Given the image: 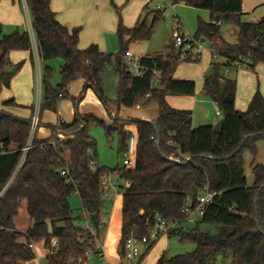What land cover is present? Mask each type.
<instances>
[{
  "label": "trees",
  "instance_id": "obj_1",
  "mask_svg": "<svg viewBox=\"0 0 264 264\" xmlns=\"http://www.w3.org/2000/svg\"><path fill=\"white\" fill-rule=\"evenodd\" d=\"M167 1L209 13L208 22L198 21L195 38L209 42L211 57L217 55L226 60L224 64L211 62L203 75L201 90L224 120L218 134L211 125L192 127L190 110L168 105L167 97L195 95L194 82L173 78L181 62L170 42L164 49V57H139L145 70L141 77L132 76L127 69L123 59L128 50L125 41H149L163 11L144 10L136 24L126 28L121 8L111 2L117 15L118 52L107 54L96 45L79 50L81 28L68 30L59 24L50 9V0H24L41 66L39 117L46 111H56L58 101L68 97L70 85L77 81L83 85L76 97H70L73 117L69 122L38 123L34 133L31 131L33 106L19 105L13 98L0 102V264L30 262L35 255L29 245L42 244L49 250L53 238L58 242L57 251L46 257V264H72L87 253L95 254L100 233L106 228L108 201L101 181L108 175L127 184L118 187L122 195L118 246L121 259L131 234L139 239L148 238L151 231L148 219L159 215L167 222H181L185 217L183 205L190 202L194 206L197 197L207 191L213 198L194 226L167 234L177 237L179 243L193 245L194 250L172 258L162 253L156 264H213L217 255L230 256L231 264H264V167L252 166L250 186L243 169V154L255 156L257 142L264 143V98L257 88L246 110L237 111L236 81L223 73L226 68H236L235 63L243 64L251 72L259 64L264 65V17L255 23L244 21L242 0ZM223 25L235 27V43L221 38ZM13 51L28 52L31 63L34 62L28 33L14 31L0 37V93L9 89L24 63H11L9 54ZM53 59L62 61L60 82L54 87L50 84L52 70L47 65ZM109 67L118 78L113 113L107 106L102 80ZM154 73H158L157 84L151 87ZM88 90L106 110L109 124L79 112V104ZM136 106L146 109L154 106L155 116L149 121L120 117V108ZM9 108L27 109L29 116H14L6 111ZM126 125L135 127L133 167L99 166L91 127L99 126L106 138L116 139L117 158L123 159L131 136ZM41 127L49 135L39 140L37 131ZM29 142L30 149L24 154ZM74 195L80 201L78 210L69 204V198ZM23 200L31 225L20 233L15 230L13 220ZM85 222L94 229L91 238L83 229ZM201 224L219 226L221 232L216 236L200 232ZM156 242L146 246L139 264Z\"/></svg>",
  "mask_w": 264,
  "mask_h": 264
},
{
  "label": "crops",
  "instance_id": "obj_2",
  "mask_svg": "<svg viewBox=\"0 0 264 264\" xmlns=\"http://www.w3.org/2000/svg\"><path fill=\"white\" fill-rule=\"evenodd\" d=\"M111 2L116 3L118 5L125 4V9L122 11L123 25L126 28H132L136 24L140 16L142 15V12L144 10H147V11L157 10L156 6L160 2V0H50V9L55 14L56 21L62 26L66 27L68 30H72L74 28H81V31L79 33L78 46H77L79 50H84L90 45H96L101 52L107 53L106 50L109 45L108 39L110 40L112 35H115V30L117 26V17L115 15V12L113 11ZM14 3H15V0H1L0 1V24L1 26H3V24H8L11 26L19 24L20 9H19V5L14 4ZM22 5H24L26 12L29 13L24 3V0H22ZM151 6H154V7L152 8ZM168 7H173V5L164 6V8L161 11L165 10ZM262 17H264V0H242V18L244 21L255 23ZM236 37H237V31L234 27V32H233L234 42L230 44H233L236 42ZM154 55H157V54L155 53L152 56ZM9 59L11 63L13 64L18 63L20 61L24 63L20 71L12 78L9 89H3V90H6L7 92L11 91L12 87L14 88V86L15 88L19 89L22 83L18 79V77L20 76L22 69H26L27 67H29L28 69H30V74L27 77L28 82L25 86L30 87L31 79H32V72H33L32 68L34 69V65H33L34 62L31 63L29 59V53L13 51L9 54ZM211 62L207 63L204 69L202 70L201 90H202L203 75L207 72ZM214 62L219 63V64L225 63L223 58L217 59ZM186 64L188 63L186 62ZM179 66L180 65H178V67ZM234 69L236 70V76H237L238 73L241 72V71H238L237 69H242V68L236 67ZM256 69L259 72L258 76L261 78V81H262L260 90L258 86L257 88L264 98V68L261 66H258V67L256 66L255 70ZM227 71L228 73H226ZM230 72L231 70L226 68L224 69L223 73L228 78H231L229 76ZM174 76H175V73L173 75L174 80L194 82L195 90H196V81H193L192 79H177ZM249 80L252 83V87H249L246 90L247 96H248L246 99V102L241 101V105H238V96H237L238 92H236L235 109L237 111L242 112L243 110L244 111L246 110L247 105L250 102L255 92L253 89V82L250 76H249ZM82 85L83 84L80 81L73 83L72 85L68 87L67 94L69 95L71 91L74 92V94H79L82 89ZM236 91H237V81H236ZM11 93L13 94L14 92L12 91ZM91 94L92 92L88 90L85 94L84 99L86 100V98L89 97ZM201 94H202V91H201ZM10 98H13L17 104L27 107L26 105L18 103L16 98L13 97V95ZM5 99L7 98L0 99V100L2 101ZM173 100L174 101L180 100L182 102H177L178 106H175V105L170 104V102L168 101V97H167L166 101L171 108L177 109V110H191V109L193 110L191 112H192V127H194L193 120L196 115L195 105L198 103H202L204 105L205 102H201V100L197 99L195 96L194 97H173ZM98 103L100 102L98 101ZM81 104L82 103L79 104V112L82 114L91 115L82 110L83 104L82 105ZM212 104L214 103L212 102ZM98 105L99 106L97 108V111L95 112L96 114L94 113L95 115L92 114V116H95L103 120L104 112L102 110L104 109V107L101 104H98ZM101 106H102V109H101ZM123 109L124 108L119 109L121 118H130V119H135V120L149 121L151 118L155 116V112L151 108H148V109L133 108L130 110H123ZM61 110H62V107L60 105V100H59L57 104L58 120L56 121V123H51V117L47 116L46 114L49 112L46 111L44 112V117L42 118L41 116V118L43 119V121H41V124L56 125L59 121L69 122L73 117V109H72V115L70 112L68 118L62 116ZM6 111L20 118H27L29 116V111L27 109L9 108V109H6ZM106 118L107 119H104V120H108V122L110 123L108 116ZM205 118L207 119V117ZM203 121L205 120L203 119L198 120V122H202V123H199L200 125H197L195 127L206 125L207 121L205 122ZM104 122L107 123L106 121ZM210 125L214 126L212 124ZM125 129L126 131L129 132V134L135 135V127L133 125H127ZM39 130L40 131L37 134V139L42 140L48 137L49 135L48 130H46L44 127H41ZM261 144H263V146ZM260 152H264L263 142H257L255 156H252L248 152H245L243 154V162H244L243 169H244L246 180L248 177L247 172L245 171L246 166H247L248 172L250 173H251V168L254 164H260L264 167V161L260 160V158H262L259 155ZM112 177L115 180L116 188L107 193V197H106V202L108 201V203L106 204V208H107L106 213L108 214L107 223H106V228L103 231V237L102 239L100 238L98 242L103 248L105 259L112 264H118L121 260L119 252H118V246H119V241L121 237V222H122V195L118 187L127 186V184L117 181V178L115 176H112ZM25 211H26V205H25ZM27 221L29 222H24L25 224L24 227L21 226L22 229H20L21 227H17V216H15L13 220L15 230L17 232L24 233L31 225L30 220H27ZM168 238L169 237L166 235L161 236L157 240L156 244L153 246L151 251H149V253L145 256V258L142 260L140 264H156V261L161 256V254L166 252L164 251V248L166 247V242L162 244V241ZM32 250L34 252L35 258L30 262H26L22 264H46V257L48 255V252L46 249L43 248V245L34 244L32 247ZM95 262L96 260L93 257L91 259V263L94 264Z\"/></svg>",
  "mask_w": 264,
  "mask_h": 264
},
{
  "label": "rangeland",
  "instance_id": "obj_3",
  "mask_svg": "<svg viewBox=\"0 0 264 264\" xmlns=\"http://www.w3.org/2000/svg\"><path fill=\"white\" fill-rule=\"evenodd\" d=\"M18 1V3H17ZM171 6V3L168 2ZM14 4L19 5L20 9V16H19V24L18 25H8L3 24L2 26V34L1 36H8L12 34L14 31H18L20 33L26 32L28 34L30 31L29 23L30 22V15L26 12L24 5H22V0H15ZM117 7L121 8V18H122V11L125 9V4L118 5L114 3ZM3 6V5H2ZM152 8L154 6H151ZM113 8V7H112ZM114 11V9H113ZM115 12V11H114ZM116 15V13H115ZM117 17V15H116ZM179 22L181 28L183 31H185L189 37L193 38L195 37V33L197 31V23L198 21H209V13L204 10L200 9H194L188 6H185L183 4L173 5V7H168L165 10H163V17L161 20L157 22V24L154 27V33L153 36L149 41L146 42H140V43H130L127 47L128 50L135 56V57H142L147 55H153V54H160L164 52L165 47L170 42V34L171 31L174 28L175 20ZM123 22V20H122ZM148 23H150V18L148 19ZM233 32L234 27L231 25H223L220 28V35L221 37L227 42L232 43L234 42L233 39ZM0 36V37H1ZM202 40V39H200ZM109 45L107 48L108 54H116L118 52V40L116 35H112L111 39L109 40ZM203 45L205 48L204 53L202 54L201 58L198 62L193 63L187 62H181L179 64L180 66L176 68L175 72V78L177 79H192L193 81H196V90H195V97L201 102H205L203 105L202 103H198L195 105V118L193 120L194 127L197 125H200L198 120L203 119L207 121L206 125H215L219 120L220 117L216 115V109L214 104L212 102L204 97L201 94V77H202V70L206 66L207 63L214 61L211 57V51H210V45L209 42L206 40H202ZM185 63V64H183ZM62 64V61L60 59H53L47 63V65L52 70V77L50 80V84L54 87L56 84L60 82V75H59V68ZM34 69L32 68V79H31V86L26 87L25 85L28 82V75L30 74V69L27 67L26 69H22L20 76L18 79L21 81L22 85L19 89L12 87L11 91L2 90L0 93V99H4L8 97H15L18 103H21L23 105H26L27 107L33 106L34 107V113H36L37 118V124L34 128V131H31L34 133L37 129L38 123H41L43 121L44 113L42 114V118L39 117V105H40V99L42 95V89H41V66L39 65V71H37V64H33ZM258 66H261L264 68V65L259 64ZM257 66V67H258ZM230 77L232 79H235L237 81V91L238 92V105H241L242 102H246L247 99V89L249 87H252V83L249 80V76L252 79L253 82V89L259 87L262 84L261 78L258 76L257 69L255 72H251L245 68L237 69L238 71H241L236 76V70L230 69ZM40 77V78H39ZM26 80V82H25ZM102 80H103V90L104 94L107 100V106L110 109V111L113 113L116 111V90L118 86V78L117 75L114 73L113 69L111 67L107 68L105 72L102 74ZM25 83V84H24ZM73 88V86H72ZM14 92L13 94L11 92ZM78 94H74V92H70L68 97L60 99V105L62 107V116L67 117L69 116V113L71 112L72 115V103L70 97H76ZM85 100V99H84ZM81 102L82 104V110L86 113L95 115L97 108H98V100L96 99L95 95L92 93L89 97L86 98V100ZM182 100V99H180ZM174 101L173 97H168V101L170 104L178 106L177 102L182 101ZM204 100V101H202ZM1 101V100H0ZM191 102V101H190ZM151 109H155L154 106L150 107ZM102 109V106H101ZM146 109V108H143ZM123 110H130V109H123ZM36 111V112H35ZM104 112V119H107V114L105 110H102ZM190 111H193L192 109ZM244 111V110H243ZM33 113V115H34ZM95 113V114H94ZM129 113V112H128ZM47 116L51 117V123H56L58 120L57 118V108L55 112H49L46 113ZM207 117V119L205 118ZM103 119V120H104ZM109 124L108 120H104ZM203 121V122H205ZM127 126V125H126ZM40 130L37 131V134ZM90 136L95 140L96 142V150H97V162L100 166L108 168V169H114L117 165L122 166V157L120 156L117 158V143L116 139H108L106 138L104 131L99 126H93L90 129ZM263 146V144H261ZM260 160L264 161V152H260ZM245 171L247 172V185L250 186L252 184V175L247 170V166L245 167ZM69 204L70 207L73 210L80 209V201L76 195L71 196L69 198ZM21 207V209H20ZM17 227H24V222H29L28 215L25 211V201L23 200L21 202V205L18 208L17 212ZM107 223V221H106ZM194 226V225H193ZM193 226H185L186 228H191ZM22 227L20 229H22ZM199 231L209 234L211 236H216L221 232V227L216 225H199ZM167 236V235H166ZM103 232L100 233V238L102 239ZM100 240V239H99ZM166 240V241H165ZM162 241V244L166 242V247L164 248V251H166V256L168 258H172L174 256L185 254V253H191L194 250V246L189 243H179L177 237H169L168 239H165ZM213 264H231V257L226 256L223 257L221 255H217Z\"/></svg>",
  "mask_w": 264,
  "mask_h": 264
},
{
  "label": "built area",
  "instance_id": "obj_4",
  "mask_svg": "<svg viewBox=\"0 0 264 264\" xmlns=\"http://www.w3.org/2000/svg\"><path fill=\"white\" fill-rule=\"evenodd\" d=\"M164 6H169L167 0H160L157 4V10H162ZM175 20L174 28L170 34V43L178 55V59L180 62H195L199 61L202 54L205 51L203 41L200 39H196L195 37L191 38L188 34L182 30L177 19ZM30 31L28 34L32 43V55L34 64H37V71H39V56L36 49V43L33 35V31L31 29V21L28 22ZM211 51V50H210ZM165 52L154 55L164 57ZM123 59L127 66L128 71L134 77H141L145 70L140 65L139 57H135L129 50L125 51L123 55ZM212 59L217 60L220 59L217 55H213ZM226 62L225 59H223ZM237 68H244V65L241 63H235ZM228 73V71L226 72ZM158 73H154V77L151 82V87H155L157 84ZM61 98L62 95H59ZM139 109V106L135 107ZM216 109V115L220 117V112ZM36 112V111H35ZM36 113L32 116L31 120V129L34 131V128L37 124ZM33 133V132H32ZM135 148H136V136L131 135L127 141L126 151L124 153L122 159V165L125 168H132L134 164V156H135ZM30 149V142L26 148L23 149L24 154ZM22 164V160L20 162ZM91 170H95V168L90 165ZM65 172L62 171L61 175H64ZM101 187L104 192V197H107V193L116 188L115 180L112 176L108 175L103 177L101 181ZM213 198V194L204 191L199 197L196 199V204L193 206L192 203L187 202L182 207V213L185 215L184 219L181 222H167L159 215H155L147 220V223L151 225L150 234L147 237H143L141 239L134 237L132 234L127 239L125 243V253L124 257L120 260L118 264H139L140 257L144 253L146 246L151 244V242L157 241L161 236L167 235L168 232L177 229H187L185 226H193L197 219L203 216L205 208L211 202ZM83 229L88 233V237L91 238L94 233V229L85 222L83 224ZM57 239L53 238L50 243V249L47 250L48 255H53L57 251ZM33 244L29 245V248H32ZM47 255V256H48ZM95 258L96 262L94 264H112L105 259L103 248L99 244L96 243V252L95 254H85L84 258H80L72 264H92L91 259Z\"/></svg>",
  "mask_w": 264,
  "mask_h": 264
},
{
  "label": "water",
  "instance_id": "obj_5",
  "mask_svg": "<svg viewBox=\"0 0 264 264\" xmlns=\"http://www.w3.org/2000/svg\"><path fill=\"white\" fill-rule=\"evenodd\" d=\"M130 43V40H126L125 43H124V46L127 47ZM224 123V120L223 119H220L214 126H213V131L214 133L218 134L222 128V125Z\"/></svg>",
  "mask_w": 264,
  "mask_h": 264
}]
</instances>
